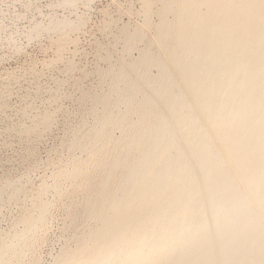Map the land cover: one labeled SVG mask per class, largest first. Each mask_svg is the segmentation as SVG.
<instances>
[{
    "label": "bare ground",
    "instance_id": "1",
    "mask_svg": "<svg viewBox=\"0 0 264 264\" xmlns=\"http://www.w3.org/2000/svg\"><path fill=\"white\" fill-rule=\"evenodd\" d=\"M141 1L124 51L147 46L105 73L101 113L69 146L85 156L71 153L1 230L0 264H38L49 213L77 193L88 227L48 264H264V0ZM76 28L51 17L26 37L57 32L62 45ZM20 187L1 186L0 206Z\"/></svg>",
    "mask_w": 264,
    "mask_h": 264
},
{
    "label": "rangeland",
    "instance_id": "2",
    "mask_svg": "<svg viewBox=\"0 0 264 264\" xmlns=\"http://www.w3.org/2000/svg\"><path fill=\"white\" fill-rule=\"evenodd\" d=\"M59 2L0 0V187L14 182L23 190L20 201L7 205L5 197L0 206V236L29 208L38 187L52 182L58 167L68 164L74 153L73 157L85 156L69 146L77 134L93 128L101 113L97 97L108 93L111 85L105 73L119 69L121 61L138 58L148 44L145 39L125 54V33L142 25L141 0H80L69 8L57 7ZM160 5H152L153 25ZM51 17L65 18L77 27L67 42L60 45L57 32L27 39L35 22L45 24ZM143 29L149 38L153 30ZM150 72L154 76L157 70ZM113 134L118 137L119 130ZM62 187L71 192L68 183ZM67 195L49 213L51 220L34 252L38 264L72 249L88 227L83 193Z\"/></svg>",
    "mask_w": 264,
    "mask_h": 264
}]
</instances>
